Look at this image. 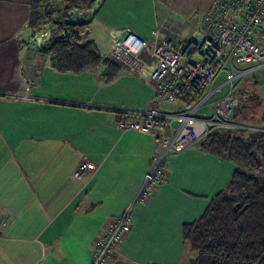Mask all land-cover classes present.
<instances>
[{
	"label": "crops",
	"instance_id": "obj_1",
	"mask_svg": "<svg viewBox=\"0 0 264 264\" xmlns=\"http://www.w3.org/2000/svg\"><path fill=\"white\" fill-rule=\"evenodd\" d=\"M34 1L0 0V264H91L94 238L131 203V229L103 264H189L194 250L182 227L226 187L235 165L190 146L166 157L164 180L137 198L155 140L116 121L123 109L144 108L152 88L111 59V41L126 27L140 36L132 19L150 20L144 36L162 28L178 38L187 16L213 0H102L77 35L115 63L109 79L102 61L61 72L48 52L24 47ZM27 88L30 98L17 97ZM83 162L97 168L76 178Z\"/></svg>",
	"mask_w": 264,
	"mask_h": 264
},
{
	"label": "built area",
	"instance_id": "obj_2",
	"mask_svg": "<svg viewBox=\"0 0 264 264\" xmlns=\"http://www.w3.org/2000/svg\"><path fill=\"white\" fill-rule=\"evenodd\" d=\"M197 23L187 38L171 37L155 28L146 40L126 27L111 41V59L152 88L144 108L123 109L116 121L122 131H138L155 140L151 167L137 198L149 195L164 180L161 166L166 157L199 145L213 131L255 129L233 123L231 116L238 104L235 88L245 76L251 74L264 90V0H213ZM24 27L31 31L24 47L41 50L45 32L34 31L29 23ZM17 97L30 98L28 88ZM162 104L173 108L159 110ZM96 168L83 162L73 175L80 178ZM132 207L133 203L112 217L94 238L91 264H103L117 253L131 229Z\"/></svg>",
	"mask_w": 264,
	"mask_h": 264
},
{
	"label": "trees",
	"instance_id": "obj_3",
	"mask_svg": "<svg viewBox=\"0 0 264 264\" xmlns=\"http://www.w3.org/2000/svg\"><path fill=\"white\" fill-rule=\"evenodd\" d=\"M35 0L28 23L34 31L40 14ZM94 0H65L60 8L61 19L72 7L89 8ZM38 14H37V13ZM60 28L52 34L49 44L41 50L51 55L54 67L61 72H81L102 60L92 42H81L77 26H69L64 38H58ZM107 78L116 71L109 60ZM256 87H246L237 96L231 121L255 127L248 130L229 127L211 132L201 146L211 153L230 160L235 168L226 187L209 201L202 215L182 227V237L194 254L189 264H264V99Z\"/></svg>",
	"mask_w": 264,
	"mask_h": 264
},
{
	"label": "rangeland",
	"instance_id": "obj_4",
	"mask_svg": "<svg viewBox=\"0 0 264 264\" xmlns=\"http://www.w3.org/2000/svg\"><path fill=\"white\" fill-rule=\"evenodd\" d=\"M65 0H37L36 1V8H37V12L41 15L38 21V32H54L56 30H58V28H60L58 25L54 23L55 19H59L61 17V11L60 8L63 6ZM127 6H134V4L132 3H128L126 4ZM124 6V4H121V7ZM36 12V13H37ZM37 13V14H38ZM194 13L195 15H197V17H191V16H187V18L185 19V22L188 23L187 25H185L182 29H181V36L178 38H187L191 35V33L193 32L194 29H196L198 27V23H197V19H200L201 16V12H197ZM190 15V14H189ZM130 22H132V24H134L136 27H140V30L138 31L140 34V37L146 39V40H150L152 37V32H151V37H147L144 36L145 34H147L148 32V23L150 22V20H141V19H132L130 20ZM89 23V22H88ZM86 24L87 26L89 24ZM84 25H79L77 27L74 28V30L78 31L79 29H84L83 27ZM162 29V28H161ZM62 30V28H61ZM83 31V30H82ZM153 31V30H152ZM144 33V34H143ZM138 35V34H137ZM196 39H198V36H195ZM254 77L251 76V74L245 76L236 86L235 88V93L236 95L240 94L242 92V90L246 87H256V85L253 82ZM257 91L261 94V96L264 99V90L261 87H257L256 88ZM242 128V127H240ZM244 129H248V128H244ZM250 130V129H248Z\"/></svg>",
	"mask_w": 264,
	"mask_h": 264
},
{
	"label": "water",
	"instance_id": "obj_5",
	"mask_svg": "<svg viewBox=\"0 0 264 264\" xmlns=\"http://www.w3.org/2000/svg\"><path fill=\"white\" fill-rule=\"evenodd\" d=\"M102 0H94L92 5L89 8L81 9L78 7H72L66 11L64 17L61 19H55L54 23L62 24V30L56 34L58 38H64L68 32L69 26H79L87 24L92 20L93 15L98 10ZM52 34L47 32L44 34L43 38L40 41V46L46 48L49 44V40Z\"/></svg>",
	"mask_w": 264,
	"mask_h": 264
}]
</instances>
